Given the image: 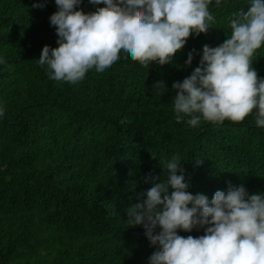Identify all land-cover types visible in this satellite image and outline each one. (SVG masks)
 Returning <instances> with one entry per match:
<instances>
[{
  "label": "trees",
  "instance_id": "obj_1",
  "mask_svg": "<svg viewBox=\"0 0 264 264\" xmlns=\"http://www.w3.org/2000/svg\"><path fill=\"white\" fill-rule=\"evenodd\" d=\"M33 3L0 0V264H147L155 249L141 225L126 226V210L158 182L149 174L165 178L161 167L173 157L193 194L211 199L228 182L264 191V127L254 115L189 126L190 117L176 120L171 89L198 64L197 55L184 65L189 50L222 43L232 13L249 0H213V27L190 36L172 63L142 66L120 53L76 84L50 79L40 66L43 46H57L49 23L57 6ZM102 6L80 5L86 12ZM252 60L264 77V46ZM161 79L162 95L152 89Z\"/></svg>",
  "mask_w": 264,
  "mask_h": 264
},
{
  "label": "clouds",
  "instance_id": "obj_2",
  "mask_svg": "<svg viewBox=\"0 0 264 264\" xmlns=\"http://www.w3.org/2000/svg\"><path fill=\"white\" fill-rule=\"evenodd\" d=\"M82 3L55 0L57 10L49 16L57 46L45 44L38 62L55 81L76 84L91 69L103 73L120 53L142 66L172 63L190 36L207 33L215 22L213 0H88L103 6L87 12ZM214 3L220 6L222 0ZM44 6L45 0L32 4ZM229 27L222 43L187 53L185 66L197 55L199 61L171 85L178 122L185 116L189 126L201 119L240 122L253 114L264 127V77L252 66L254 53L264 46V0H249L246 10L232 13ZM152 89L162 95L168 87L161 79ZM4 115L0 104V118ZM181 161L168 160L161 167L163 179L149 174L146 180L158 182L126 210V226L141 225L155 249L147 264H264V191L250 193L243 184L228 182L227 190H216L211 199L193 194ZM201 229L196 237L179 234Z\"/></svg>",
  "mask_w": 264,
  "mask_h": 264
}]
</instances>
